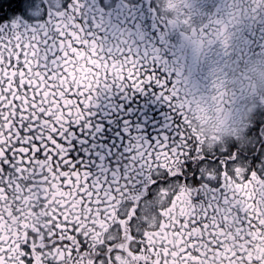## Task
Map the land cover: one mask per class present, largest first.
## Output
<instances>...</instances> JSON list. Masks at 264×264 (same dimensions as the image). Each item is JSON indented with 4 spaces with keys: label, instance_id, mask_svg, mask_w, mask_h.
Instances as JSON below:
<instances>
[{
    "label": "snow or ice",
    "instance_id": "snow-or-ice-1",
    "mask_svg": "<svg viewBox=\"0 0 264 264\" xmlns=\"http://www.w3.org/2000/svg\"><path fill=\"white\" fill-rule=\"evenodd\" d=\"M34 7L0 3V264H264V247L248 243L264 237V146L251 166L236 145L203 148L160 47L105 48L81 0L26 23ZM147 86L174 108V130L136 136L96 171L77 163L70 129L94 114L97 97Z\"/></svg>",
    "mask_w": 264,
    "mask_h": 264
},
{
    "label": "clouds",
    "instance_id": "clouds-1",
    "mask_svg": "<svg viewBox=\"0 0 264 264\" xmlns=\"http://www.w3.org/2000/svg\"><path fill=\"white\" fill-rule=\"evenodd\" d=\"M160 55L191 135L211 149L243 141L264 114V0H157ZM259 9V11H257Z\"/></svg>",
    "mask_w": 264,
    "mask_h": 264
},
{
    "label": "flooded vegetation",
    "instance_id": "flooded-vegetation-1",
    "mask_svg": "<svg viewBox=\"0 0 264 264\" xmlns=\"http://www.w3.org/2000/svg\"><path fill=\"white\" fill-rule=\"evenodd\" d=\"M70 2L71 0H35V7L29 13L35 18L25 22L44 23L51 11H65V5ZM0 3H4V0H0ZM81 3L83 7L79 15L83 18L85 27L105 48H132L151 52L154 47L162 46L163 25L157 15V0H81ZM15 19L22 17L17 16ZM249 40L256 49L264 48V25L254 26L249 32ZM90 111L94 114L86 121L72 125L70 131L74 135L69 151L77 163L89 165L93 171L114 163L129 141L136 136L154 140L161 134H170L174 130L176 119L174 108L160 95V89L154 86H147L143 91L131 88L120 91L113 88L102 92ZM257 120H264V116L257 117L255 123L248 128L243 141L234 139L227 146L217 145L209 150L225 151L236 145L234 151L248 156V160H241V163L251 166L252 156L259 154L264 146L261 143L264 139V124L256 129ZM89 122L91 126L85 127ZM195 166L194 163L193 167ZM256 167L264 168V156L256 162ZM103 239L101 237L96 243ZM248 243L253 245L250 251L256 253L260 247H264V237L258 234ZM126 251L129 255H134L130 249ZM95 252L96 249L92 248L88 258L94 259ZM122 259L126 260L127 257Z\"/></svg>",
    "mask_w": 264,
    "mask_h": 264
}]
</instances>
